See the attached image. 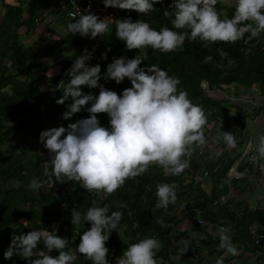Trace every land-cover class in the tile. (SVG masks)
<instances>
[{
  "label": "clouds",
  "instance_id": "obj_1",
  "mask_svg": "<svg viewBox=\"0 0 264 264\" xmlns=\"http://www.w3.org/2000/svg\"><path fill=\"white\" fill-rule=\"evenodd\" d=\"M102 3L105 8L133 10L141 16L156 11L154 5L160 4L163 16L170 20L172 28L161 27L159 30L142 19L115 20V37L124 43L127 51L150 47L166 54L183 51L186 41H198L208 48L215 43L234 44L245 34L256 38L264 33V0H234L231 17L221 16L217 9L220 0H171L167 7L163 6V0H102ZM112 20L111 16L101 18L91 12L89 4L78 19L73 14V22L67 24L63 35L78 34L89 39L104 37L110 34ZM108 51L111 49L101 54L102 59H108ZM217 52L222 58L227 57L223 49L218 48ZM92 59V53L85 49L66 71L65 75L70 79L58 84L62 96L55 102L64 105L71 99L62 119L68 120L82 109L89 116L68 124L67 128L59 126L41 131L39 142L50 153L43 165L44 176H54L60 183L77 182L101 200L115 193L126 181L144 175L152 165L162 168L165 177L180 176L190 166L196 148L206 144L204 128L208 115L203 107L194 104L188 92L178 87L181 83L179 77L169 75L158 65L141 67L145 59L140 55L112 57L103 74L99 64L88 63ZM212 61V56L204 58V63ZM214 67L222 68L223 65ZM102 78L117 85L127 78L131 87L118 94L100 84ZM84 87L99 88V94L85 93ZM89 104L91 106L86 107ZM98 114H107L109 126L101 125ZM216 139H222L228 148L236 147V137L230 131L218 130ZM256 152L255 158L264 159V134L258 137ZM28 187L39 192L45 182L33 177ZM175 187L174 184L157 183L155 209L167 212L169 205L176 204ZM62 207L67 209V203ZM109 211L107 205L96 206L95 201L83 213L77 207L71 209L72 225L90 224V228L78 235L75 253L65 251L69 240L58 235V229L54 227V231L13 232L3 253L4 259L17 256L26 264H75L78 255H82L91 264H111L106 244L113 230L117 231L121 224L123 213L112 211L109 215ZM196 219L200 224L204 223L199 217ZM155 222L163 225L161 218ZM22 223L24 227L29 226L28 221ZM138 227L139 224L133 225V228ZM227 232L221 227L213 236L219 237V249L237 256L239 249ZM41 241L46 251L41 250ZM190 244V239L183 237L176 242L180 255L189 250ZM161 246L154 237L139 239L115 258V264H157L155 257ZM53 251H57L58 256L50 255ZM216 264H223V259L218 258Z\"/></svg>",
  "mask_w": 264,
  "mask_h": 264
},
{
  "label": "trees",
  "instance_id": "obj_2",
  "mask_svg": "<svg viewBox=\"0 0 264 264\" xmlns=\"http://www.w3.org/2000/svg\"><path fill=\"white\" fill-rule=\"evenodd\" d=\"M54 1L32 0L26 9V18L22 20L20 8L8 6L0 20V264H26L25 260L17 256H13L11 260L4 259L3 253L10 244V236L13 232L20 234L34 229L54 231L51 224L55 223L60 215L58 200L52 198L42 188L37 192L28 187L33 177L40 180L45 177L40 166V163L45 159L41 157L35 145L40 135V125H44L46 129L59 126L67 128L68 124L89 116V113L82 109L70 119H62L67 105L71 103V99L64 105H58L55 102L62 96V92H57L51 98L42 117L37 111V105L44 99V93L38 88L41 76L36 72L37 60L40 57H46L47 52L54 47L46 45L42 50L43 53L38 57L31 47L25 46L20 41L17 31L22 25L32 27L36 11L53 5ZM170 3L171 1H163V6L167 7ZM154 7L157 10L147 16H141L131 10L130 15L125 18L130 17L133 21L145 20L156 30L161 27L172 28L170 20L163 16L161 5L156 4ZM226 15L231 17L230 14ZM61 41L68 48H78L71 55L74 58L80 52L84 38L78 34L72 36L70 33L67 37L63 35ZM103 44L105 47L102 48L100 57L106 49L110 48L111 51L107 52V60L101 58V61L97 63L101 66L102 74L106 71L107 64L112 62L113 54H117L125 48L124 43L115 37V24L110 29L109 40L105 41L104 39ZM218 48L227 53L226 58L220 56L217 52ZM139 51L142 58L145 59L142 61L141 67L158 65L169 75L179 77L181 83L178 87L188 92V97L194 104L203 107L208 115V123L204 128L206 140L215 134L220 122L225 125L222 127V131H230L236 137V147L225 149V146L222 145L223 150L213 159L207 161V164H203V171L205 170L203 173L208 176L207 181L210 185L207 190L201 188L203 179L199 176L200 174H196L199 171L197 162L203 157L197 158L193 154L190 166L180 176L165 177L162 168L152 165L144 175L135 180L126 181L124 186L104 200L96 196L90 197V194L77 182L66 181L64 185L71 193V198L67 200L68 206L70 207L74 202V207L83 213L93 206V201H95L96 206L107 205L110 209L109 215L112 211L122 212L123 219L120 225L125 226L124 236L127 242L111 233L106 247L116 254H122L130 243H135L145 237H154L162 245L155 257L156 260L161 261L157 264H161L168 259V256L178 257L180 254L176 247L178 240L175 239L172 242L169 235L174 233L175 224H178L179 221L175 207L184 204V209L190 210L196 215L195 219H192L188 231L197 234L198 246L195 245V239L190 240L189 250L178 258L180 262L192 264L190 262L192 259L189 258L194 254H199L198 258H193L195 263L216 264L215 259L225 253L224 250L219 249V237L213 236V233L219 231L218 227L228 230L227 234L239 249V253H249L248 257L254 256L257 261L263 262L264 243L255 245L248 229L250 226H256L258 233H264V207L251 208L248 201L243 198L245 190L251 191L252 185L257 184L259 173L255 169L252 171L250 163L242 162V160L237 161L245 146L241 137L244 125L243 113L232 104L230 108L225 107L223 97L210 98L206 94L210 95L211 92L226 90H239L245 94L253 86H256L264 104V50H261L259 44H254V41L245 34L234 44L215 43L204 48L201 42L186 41L183 51L177 50L165 54L150 47ZM122 56L132 58L133 50L127 51ZM206 56H212L213 61L204 63ZM67 61L59 62L60 67H64ZM216 64H222L223 67L215 68ZM69 79L70 77L66 82ZM99 83L118 94L122 93L125 88L131 87L127 78L119 85L111 80L105 81L103 78ZM202 83L205 85L202 86ZM83 91L91 92L93 95L99 94V88L84 87ZM90 106L89 104L86 107ZM261 106L263 107V105ZM261 110L264 113V107ZM233 111L236 119L233 120L232 126H229L226 122ZM98 119L102 126H109L107 114H98ZM27 135L31 141L27 139ZM206 145L201 147L209 146ZM20 148L21 150L18 152ZM255 154L257 155L256 150ZM225 158H230V160L221 170L217 169V166L223 163ZM236 162V170L242 175L237 179L230 178V186H226L224 177ZM63 179L67 180L66 177ZM252 180L255 184H251ZM243 181L245 185H243ZM160 182L176 186L177 202L174 205H169L167 212L163 209H155L156 185ZM220 197H224V200L220 201ZM237 197L240 199L233 203V199ZM121 205H126V207H121ZM70 216L71 212L68 211L64 221L57 227V234L68 238L69 243L79 240V237L74 240L71 236L75 229L79 234H82L83 231L90 228L88 223H82L80 226L70 224ZM196 217L202 219L204 223L200 224ZM157 218L163 220V225L155 222ZM20 220L28 221L29 226L24 227V224L19 222ZM134 224H139V227L133 228ZM184 234L182 236L185 238L188 232ZM40 248L46 251L43 249L42 241ZM200 252L204 253L208 259H204L205 255H200ZM58 254L57 251L50 253L54 257ZM227 257H222L223 261ZM75 264H91V261L78 255ZM111 264L113 263L111 262ZM240 264H248V262L244 259Z\"/></svg>",
  "mask_w": 264,
  "mask_h": 264
},
{
  "label": "rangeland",
  "instance_id": "obj_3",
  "mask_svg": "<svg viewBox=\"0 0 264 264\" xmlns=\"http://www.w3.org/2000/svg\"><path fill=\"white\" fill-rule=\"evenodd\" d=\"M50 16L53 19L51 25L58 31H60V28L63 29V27L60 24L59 19H58L59 14L54 12V13L50 14ZM110 29H109V33H110ZM40 34H41V32H38V33L34 34L32 37V42H34L33 49L36 52L40 50L41 45L43 46L42 50L46 47V45H48V44L50 45V43L47 42V39L45 37L41 36ZM34 36L36 37L35 39H34ZM109 38H110V34H106L105 41H108ZM35 40L38 42L35 43ZM52 40H54L53 42L55 43L54 37L52 38ZM21 42H23V44L28 45V44H30V39L29 40L25 39L24 41H21ZM103 47H105L104 44H103ZM63 48H67V47L61 45V49H63ZM126 52H127V50L125 48H123L117 54L114 53L113 57L115 56L118 58V57L122 56L123 54H125ZM41 54H42V52H39V54L37 53V56L39 57ZM136 55H140L142 57V54L138 49L133 50L132 58ZM39 59H43V58L40 57ZM56 68H57V66H56ZM56 72H57V70L55 69V73ZM54 75L55 74H53V76ZM253 88L256 89V90H254V92H250L251 90H249V91L245 92V94L239 90H230V91L226 90V91H222V92H218V91L215 92L214 91L215 93L211 92L210 95L209 94H206V95L210 96V98L211 97H213V98H222L223 97L225 107L230 108V106L233 105V107H236V109L238 108L241 111V113H243L242 118L244 121V125H243V129L241 132L242 142H244V144L246 145V143L249 141L251 143V145L254 147V149L256 150V145L258 144V137L260 134H264V113L261 110V108H263L261 106L263 104V101L257 99L259 97V91H258L256 86H253ZM234 111L236 112L235 109H234ZM235 119H236L235 115L229 116V119L227 120L226 124L229 126H232V122ZM223 126H225V125H222L219 122L215 134L211 136L212 138L211 137H210V139L207 138L206 144L209 145V146L206 145L207 148L201 147L202 148L201 149L200 147H198V148H196V151L194 152L195 157L196 156H197V158L203 157L202 160H204V161L199 160L197 162L199 164V168H198L199 171L197 170L198 172L196 173L197 175L200 174L199 176L201 177V179H203V182L201 183V188L204 190L208 189V187H207L208 186V183H207L208 176L207 175L203 176V174H202L205 171V170L203 171V169H204L203 164H205L207 161L213 159L218 153H220L223 150L222 145L225 146V149H229L222 139H220V140L216 139L218 130L222 131ZM27 139L30 140L28 135H27ZM20 150H21V148L18 150V152H20ZM257 155H256V157H257ZM230 157H232V155H230ZM228 159L230 160V158H228ZM260 164H264V159H257L256 158V160L254 162H252L251 165H249V166H251L252 171H254V169H255L259 173V176H258L259 180L257 181V184L252 185L251 191L247 192L245 190L244 196H243V198L247 197L246 199H247L249 205L251 206V208L256 207V206L264 207V167L261 166ZM200 167H202V168H200ZM205 178H206V180H205ZM230 178H232V177H230V175L227 176V174H226V177H224V183L226 186H230ZM254 178L256 179V177H254ZM243 183H244V181H243ZM251 184H255L253 180H252ZM243 185H245V183ZM239 199H240L239 197L233 199V203L237 202ZM231 205H232V203H231ZM183 206H184V204H180V205H177L175 207L176 216L180 222L178 221V224H175V229H174L175 234L172 233L171 235H169V237H170L171 241L174 242L175 239L179 240L181 237H183L182 235L185 232H188V235L185 238H189L190 240L195 239L194 240L196 243L195 245H197V243H198L197 234L191 233L188 231V228L192 222V219H195L196 215H195V213H191L190 210L184 209ZM19 222L21 224H24V223H22L23 220H20ZM124 230H125V226L122 224V225H119L117 231L113 230L112 234H114L115 237H117L119 239H123L125 242H127V240H125ZM182 232H184V233L179 236V234H181ZM78 243H79V240L76 242H70L69 246L65 249V251L74 253ZM197 248H199V247H197ZM201 251H202V248H201ZM193 253H195V252H193ZM200 253H201L200 255H202V254L205 255L202 252H200ZM182 255L183 254H181V255L179 254L178 257L177 256H168V259L165 260L164 262H162L161 264H186L185 262L183 263V262H180L178 260V258L181 257ZM198 255L194 254L191 258H189L192 260L191 261L188 260V261H190L192 264L193 263L194 264H200V263H195V261L193 259V258H198L199 257ZM248 256H250L249 253H244V254L239 253V255H237V256H232L230 254L223 253L222 257H227V259L225 261H223V264H240L244 259L246 262H248V264H264V261L263 262L257 261L254 258V256H251V257H248ZM204 259H208V258H206V255L204 256ZM217 259L218 258H216L215 260H217ZM156 261H157V263L161 262L159 259H157Z\"/></svg>",
  "mask_w": 264,
  "mask_h": 264
},
{
  "label": "built area",
  "instance_id": "obj_4",
  "mask_svg": "<svg viewBox=\"0 0 264 264\" xmlns=\"http://www.w3.org/2000/svg\"><path fill=\"white\" fill-rule=\"evenodd\" d=\"M2 1H7V0H2ZM163 1H171V0H163ZM89 4H91V12L100 16L101 18L105 16H111L113 18L112 22L109 25V29L115 24V20L129 16L131 11V10L114 9L111 7L105 8L102 3V0H55L53 9L56 13L59 14L58 19L63 27V30H65L68 23L73 22V14L78 19L79 16L83 13V11L89 7ZM34 22L37 23L38 22L37 19H34ZM105 36L104 37L98 36L95 39L84 38V43L80 49V52L74 58L68 59L66 65L60 69L56 79L52 83H50V85L45 84L39 86V90L42 93H44V99L42 100V102H40L37 105V111L39 112L40 117L43 116L47 103L51 100V98H53V96L57 92H62L57 88L59 86L58 84L60 83L61 80H64L66 82L68 76H66L65 73L72 66L76 57L82 55L84 50L88 49L93 56V59L88 62L90 65L97 64L101 61L100 53L102 52V48H103L102 44L104 42ZM259 48L261 50H264V39H262V41L260 42ZM202 84H203L202 86L205 85L204 83ZM232 115L233 114H230V116ZM39 130L41 133V131L46 130V128L44 125L41 124ZM35 145L41 157H43L45 160H48L50 158V153L46 148H44L43 144L39 142V137L37 138ZM255 157H256L255 149L248 141L244 146L241 155L237 159V161L242 160V162H247L248 164L249 163L251 164L256 160ZM45 160H43L40 163V166L42 167V172H43V165L46 162ZM236 165L237 162L229 168L227 172V176L230 175V177L234 179H237L241 176L236 170ZM203 176H206V173H203ZM41 180L45 182V187H43L42 190L50 194L52 198L58 200L60 215L58 220L55 223L51 224L53 228L55 227L57 229L58 225L64 221L65 214L68 211L71 212V209L74 207L75 204L73 202L70 207L69 206L67 207V209L62 207V205L67 203V200L71 198V193L66 189L64 183H60L59 181H56L54 176L44 177ZM89 194L90 197H95V196L99 197L98 195H95L93 193H89ZM222 200H224V197H220V201ZM70 224H72L71 221ZM220 228L221 227H218L217 229L219 230ZM256 228H257L256 226H250L248 230L251 238L253 239V243L255 245H258L259 243L262 242L264 243V233H258ZM78 235L79 233L76 231V229L71 234L74 240L78 237ZM120 255L121 254L114 253L113 250L109 248L108 258L109 260H111L113 264H115V258Z\"/></svg>",
  "mask_w": 264,
  "mask_h": 264
},
{
  "label": "crops",
  "instance_id": "obj_5",
  "mask_svg": "<svg viewBox=\"0 0 264 264\" xmlns=\"http://www.w3.org/2000/svg\"><path fill=\"white\" fill-rule=\"evenodd\" d=\"M31 1L32 0H7V1L0 0V20H1L3 14L5 12L6 7H8V6L12 7V8L19 7L21 10V20L26 18V9L30 5ZM233 3H234V0H222V1H220V3L217 5V9L221 13L222 17L225 16L226 14H230V16H232V14L234 12V8L232 6ZM53 5L45 8V9L36 11L34 19H37L38 22L37 23L34 22L32 27L31 26L27 27L25 25H22L17 31V33L19 34L20 41H24L25 39L26 40L30 39V44H28V45L24 44V45L31 47L33 52H35L36 54L37 53L39 54V52H42V48H43V46L41 45L40 50L37 52L34 51V49H33L34 42H32V37L34 34H36L38 32H41L40 35L47 39V42L50 43V46L54 47L53 49H50L47 52L46 57H43V59L37 60L38 64L36 65V72L41 76V80L38 82V88L41 85H45V84L50 85V83H52L56 79V76L58 75V73L60 71L61 64H59V62H62V61L65 62L68 59L72 58L71 55L75 51H77V49H78L77 47H73V48L67 47V48L61 49V45L65 46L64 44H62V41H61L64 30L62 28H60V31H58L51 25L53 19L50 16V14L55 12L53 9ZM26 32H28V33H26ZM246 35L248 36V38H251L254 41V44H260L262 39H264V33H262L260 36H258L256 38H252L249 34H246ZM53 37L55 39V43L53 42L54 40H52ZM35 38L36 37L34 36V39ZM36 42H38V41L35 40V43ZM56 66H57V68H56ZM55 69L57 70L56 73H55ZM53 74H55V75L53 76ZM42 76H43V78H42ZM257 89H258V87H257ZM250 90H251L250 92H254V90H256V89L252 87ZM257 99L263 101V99L260 96ZM228 160H229L228 158L227 159L225 158V161L223 163L219 164L217 166V169L221 170L223 168V166L228 162ZM260 165L264 167V164H260ZM239 174L242 175L241 173H239ZM207 183H208V181H207ZM209 186L210 185L208 184L207 187L209 188ZM240 197L242 198V195H240ZM244 198H245V200H247L246 199L247 197H244ZM220 258H222V255H220Z\"/></svg>",
  "mask_w": 264,
  "mask_h": 264
},
{
  "label": "bare ground",
  "instance_id": "obj_6",
  "mask_svg": "<svg viewBox=\"0 0 264 264\" xmlns=\"http://www.w3.org/2000/svg\"><path fill=\"white\" fill-rule=\"evenodd\" d=\"M57 77V76H56Z\"/></svg>",
  "mask_w": 264,
  "mask_h": 264
}]
</instances>
